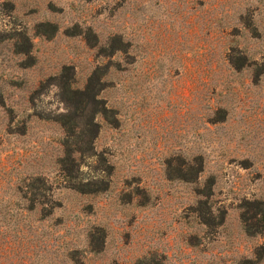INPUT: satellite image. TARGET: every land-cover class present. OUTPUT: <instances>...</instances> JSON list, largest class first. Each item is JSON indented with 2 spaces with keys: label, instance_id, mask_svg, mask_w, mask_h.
<instances>
[{
  "label": "rangeland",
  "instance_id": "374dc122",
  "mask_svg": "<svg viewBox=\"0 0 264 264\" xmlns=\"http://www.w3.org/2000/svg\"><path fill=\"white\" fill-rule=\"evenodd\" d=\"M261 208L264 0H0V264H264Z\"/></svg>",
  "mask_w": 264,
  "mask_h": 264
},
{
  "label": "trees",
  "instance_id": "16d2710c",
  "mask_svg": "<svg viewBox=\"0 0 264 264\" xmlns=\"http://www.w3.org/2000/svg\"><path fill=\"white\" fill-rule=\"evenodd\" d=\"M73 93L76 94V95H78V96H81V97H85V96H86V94H85L84 92H82V91H75V92H73ZM93 99H94V97H93ZM85 107L87 108V106H84V107H83V110L85 109ZM93 125H94V124H93ZM93 127H96V125L93 126ZM76 128H77V129L75 130V132H76V134H77V130L80 129L81 127H80V125H77ZM76 152H78L77 149L71 151V153H76ZM258 203H259V205H263L262 202H258ZM259 212H260V214H262V218H261V221H260V222H261L262 224H264V208H261V209L259 210Z\"/></svg>",
  "mask_w": 264,
  "mask_h": 264
}]
</instances>
